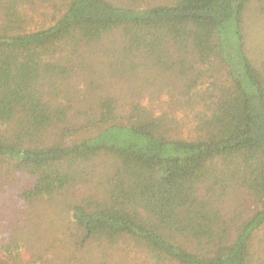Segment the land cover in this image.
<instances>
[{"label": "trees", "instance_id": "1", "mask_svg": "<svg viewBox=\"0 0 264 264\" xmlns=\"http://www.w3.org/2000/svg\"><path fill=\"white\" fill-rule=\"evenodd\" d=\"M253 1L0 0V177L32 181L17 200L62 194L101 159L96 195L70 205L79 249L127 237L155 264H257L264 74L243 27ZM2 248L13 260L25 251Z\"/></svg>", "mask_w": 264, "mask_h": 264}, {"label": "rangeland", "instance_id": "2", "mask_svg": "<svg viewBox=\"0 0 264 264\" xmlns=\"http://www.w3.org/2000/svg\"><path fill=\"white\" fill-rule=\"evenodd\" d=\"M34 20L37 25L41 23L38 17ZM243 27L248 56L264 74V0L253 1L244 17ZM87 74H83L86 79ZM83 84L88 85V82H80L81 89ZM103 84L101 86L107 93L119 95L118 87ZM128 101V97L124 96L121 103L129 104ZM104 167L101 159L90 163V166L80 170L82 176L64 193L29 203L18 201L16 194L27 189L32 181L18 172L5 171L9 174L4 176L3 173L0 177L1 264H155L145 249L127 237L113 246L87 244L83 249L78 248L81 242L71 219L70 205L96 195ZM237 201L229 202L230 214L243 211V201ZM4 216L7 221L3 220ZM15 241L25 245L20 261L10 258L2 248L6 243ZM190 246L196 248L198 245L190 243ZM252 250L256 263L264 264V228L253 240Z\"/></svg>", "mask_w": 264, "mask_h": 264}]
</instances>
